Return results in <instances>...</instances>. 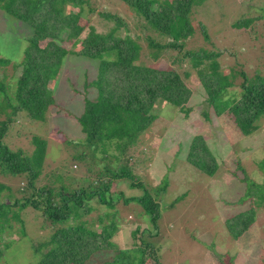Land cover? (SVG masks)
<instances>
[{"label": "rangeland", "instance_id": "1", "mask_svg": "<svg viewBox=\"0 0 264 264\" xmlns=\"http://www.w3.org/2000/svg\"><path fill=\"white\" fill-rule=\"evenodd\" d=\"M84 1L85 18L79 17L75 22L80 32L72 36L73 41L63 40L59 44L69 52L61 56L58 67L52 68L54 71L47 78L44 96L52 102L36 121L20 113L10 115L2 139L13 152L30 156L36 140L42 151L33 189L26 187L24 176L0 174V184L7 188L0 193V204L10 206L8 220L4 222L0 217V264H38L40 254L33 249L45 243L55 229L40 212L28 207L17 210V205L13 206L15 200L29 198L43 188L50 189L52 199L57 201L55 193L60 187L73 192L89 184L93 186L102 167L121 166L141 179L151 193L164 180L168 182L164 193L155 199L160 215L157 227L152 228L139 205L131 201L123 203L141 195V190L129 188L127 181L112 183L110 207L91 199L88 210L83 208L76 217L70 216L65 226L83 224L85 229L99 233L103 227L114 225L109 241L121 251L140 246L143 234L141 239L150 243L154 257L145 256V264H264V199L255 201L251 197L240 201L248 181L255 184L264 181V114L256 120L253 133L243 134L225 111L242 94V75L248 80L264 76V0H200L187 6L180 16L183 26L174 34L179 37L176 42L181 47L166 50L151 48L147 38L161 46L172 40L143 29L142 19L122 1ZM175 1L158 0V3L175 4ZM87 8L92 11L87 12ZM62 11L77 15L79 8L71 3V7L65 6ZM116 21L118 30L114 31ZM239 21H246L247 26L234 28L233 24ZM91 28L95 33L110 35L111 39L127 33L138 49L136 66L148 73L172 70L191 90L184 106L188 109L186 115L159 99L149 103L143 98L140 101L143 112L139 116L152 117L153 121L123 157H118L112 146L106 155L99 152L92 155L76 123L83 100L96 95L95 88L85 85L95 76L96 61L77 55ZM29 34L24 23L0 11V58L8 60V64L0 66V85L6 94L3 97L0 92V123L10 112L5 105L7 99L15 103L14 84L20 74L15 65L22 59ZM48 42L42 40L39 45L45 47ZM198 51L213 57L196 63L185 55ZM104 57L113 60L111 55ZM212 75L221 76L230 86L209 106L200 79ZM196 136L203 138L202 144L210 154L203 157L205 166L210 169L215 166L212 177L186 162L189 144ZM13 213L17 216H12ZM241 213L249 214L251 224L233 239L226 228L227 221ZM46 249L42 247L40 253ZM107 259L105 252H98L85 264H105Z\"/></svg>", "mask_w": 264, "mask_h": 264}, {"label": "trees", "instance_id": "2", "mask_svg": "<svg viewBox=\"0 0 264 264\" xmlns=\"http://www.w3.org/2000/svg\"><path fill=\"white\" fill-rule=\"evenodd\" d=\"M119 1L130 8L137 18L142 19L143 29L151 30L160 36H167L172 40L161 46L153 39L147 38L151 48L166 50L180 49L181 45L176 42L179 37L174 36L175 31L183 26L180 16L185 14L187 6L200 0H176L175 4L163 5L158 3V0ZM71 3L79 8L77 15L64 14L62 11L65 6L71 7ZM84 5H87L84 0H0V11L7 17L20 20L30 32L25 40L28 44L22 52V59L15 65L20 68L19 77L14 84L15 103L12 104L9 98L7 99L5 105L10 112L6 120L0 123V174L26 177L28 189H33L38 176L37 167L42 151L40 142L34 141L35 149L28 156L21 151H10L3 144L2 139L11 117L20 113L28 120L36 121L43 116V109L52 102L50 98L44 96L47 78L49 73L51 74L50 71H54L52 68L58 67L61 56L64 57L69 52L59 44L63 40L73 41L72 36L80 32L75 22L79 17L85 18ZM91 11L87 8V12ZM115 24L114 31L118 30L117 21ZM246 26V21L233 24L236 29ZM201 33L207 39L203 29ZM42 40L49 41L45 47L39 45ZM83 40V48L77 55L96 61L95 76L92 81L85 83L86 87L95 88L96 95L90 100H83L82 112L76 123L85 135L83 143L92 155L94 152L106 155L108 148L112 146L118 157H123L127 148L139 141L153 121L152 117L139 116L143 112L140 108V101L143 98L149 103L159 99L167 105L178 108L184 115L188 113V109L184 106L191 95V90L172 70L148 73L136 66L134 62L137 60L138 49L127 33L122 38L111 39L110 35L95 33L91 28ZM110 55L113 60L107 61L104 56ZM185 55L196 63L213 57L212 54H206L204 51L186 52ZM48 58L51 61H47ZM6 64L8 60L0 58V66ZM242 81V94L225 107V111L232 116L234 125L240 132L251 134L256 129L254 125L256 120L264 114V76L256 75L248 80L242 75ZM200 82L205 89V101L209 106L230 86L219 75L202 77ZM0 92L6 97L2 85ZM202 139L201 136H196L191 140L186 162L205 176L212 177L216 171L215 166L210 169L203 162V157L210 154L202 144ZM98 177L93 186L89 184L81 190L68 192L60 187L55 193L57 201L52 199L50 189L43 188L37 189L29 198L14 201L13 206L17 205V210L28 207L40 212L42 218L55 228L45 243L33 249L35 254H40L38 264H85L92 254L98 252H105L108 257L105 264H145V256L154 259L152 246L141 239L143 234L140 235V246L121 251L109 241L114 225L103 227L99 233L85 229L83 224L76 227L65 225L70 216L76 217L77 212L83 208L88 210L87 204L91 199H95L100 205L110 207L109 194L112 183L127 181L128 187L140 189L141 195L126 199L123 203L131 201L139 205L143 213L149 217L152 228L155 229L160 217L159 204L155 199L164 193L168 182L164 180L151 193L143 186L142 180L126 166L102 167ZM4 189H7L5 185L0 184V193ZM251 197L256 198L255 201L264 199V181L259 184L249 181L246 183V191L240 201L252 199ZM9 207L0 204V217L4 222L8 220L6 216L10 211ZM12 216L17 214L13 213ZM250 222L249 214L241 213L228 220L226 228L230 236L236 239L250 226ZM144 233L148 234L146 231ZM42 247L47 248L44 253H40Z\"/></svg>", "mask_w": 264, "mask_h": 264}]
</instances>
